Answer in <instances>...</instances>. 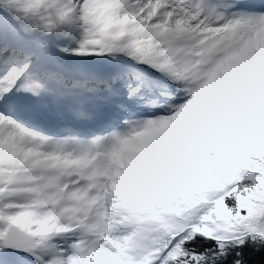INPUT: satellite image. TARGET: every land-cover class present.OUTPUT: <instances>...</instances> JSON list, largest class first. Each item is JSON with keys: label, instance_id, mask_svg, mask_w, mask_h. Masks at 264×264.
Wrapping results in <instances>:
<instances>
[{"label": "snow or ice", "instance_id": "1", "mask_svg": "<svg viewBox=\"0 0 264 264\" xmlns=\"http://www.w3.org/2000/svg\"><path fill=\"white\" fill-rule=\"evenodd\" d=\"M0 264H264V0H0Z\"/></svg>", "mask_w": 264, "mask_h": 264}]
</instances>
